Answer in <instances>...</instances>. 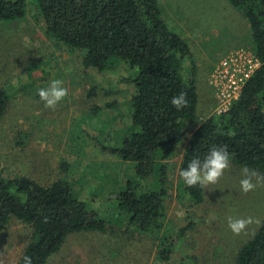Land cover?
Here are the masks:
<instances>
[{
    "label": "rangeland",
    "instance_id": "rangeland-1",
    "mask_svg": "<svg viewBox=\"0 0 264 264\" xmlns=\"http://www.w3.org/2000/svg\"><path fill=\"white\" fill-rule=\"evenodd\" d=\"M27 2L22 20L0 21V89L10 95L0 125L1 168L9 178L27 177L48 186L66 176L67 164L77 196L96 211L110 210V196L135 178V165L110 152L131 130L133 87L126 80L135 72L125 64L104 72L85 68L83 53L50 36L33 0ZM158 3L168 27L190 45L192 56L186 65L189 71L196 66L198 93L197 117L187 124L168 162L166 228L158 237L143 234L116 223L118 216L112 213L113 227L107 233L70 235L48 264H160V238L168 236L171 227L186 225L189 197L180 179L183 155L199 125L226 111L210 78L215 66L235 51L253 52L251 31L247 17L228 0ZM54 79L64 82L68 95L51 109L38 90ZM242 168L231 159L220 180L205 187V202L194 208L193 226L176 243L172 264H236L238 252L261 225L253 223L247 234L234 235L227 218L264 221V179L244 193ZM32 236L31 226L11 219L0 231V264H18Z\"/></svg>",
    "mask_w": 264,
    "mask_h": 264
},
{
    "label": "trees",
    "instance_id": "trees-1",
    "mask_svg": "<svg viewBox=\"0 0 264 264\" xmlns=\"http://www.w3.org/2000/svg\"><path fill=\"white\" fill-rule=\"evenodd\" d=\"M228 1L249 21L250 45L260 67L227 111L199 125L180 171L193 158L203 160L213 146L227 145L234 163L264 177V0ZM33 2L47 33L71 51H81L85 68L104 72L125 64L135 72L126 80L133 87L131 130L110 150L135 165V178L110 196V210L96 211L74 192L67 164L64 178L44 186L27 177H7L0 160V231L13 218L31 226L33 236L24 256L33 264H48L70 235L107 233L113 227L112 213L118 216L116 223L158 237L168 222V162L187 124L197 117L196 66L189 71L186 65L190 45L168 27L158 0ZM28 6L27 0H0V21L22 20ZM180 92L187 94L188 105L177 110L171 99ZM9 101V93L0 89V125ZM180 179L189 197L186 225L171 227L170 234L160 238V264H172L176 243L193 226L194 208L205 202V187H189ZM23 258L18 264H24ZM236 264H264V221L238 252Z\"/></svg>",
    "mask_w": 264,
    "mask_h": 264
},
{
    "label": "clouds",
    "instance_id": "clouds-1",
    "mask_svg": "<svg viewBox=\"0 0 264 264\" xmlns=\"http://www.w3.org/2000/svg\"><path fill=\"white\" fill-rule=\"evenodd\" d=\"M63 84L62 80L54 79L47 87L38 90L39 98L45 103L46 108L54 109L68 95V89ZM171 104L177 110L187 107V94L180 92L178 95L173 96ZM230 164L231 159L227 151V145L213 146L203 160L193 158L187 167L180 171V176L189 187L197 185L206 187L209 184H216L224 175V172L230 168ZM241 173L244 178L240 180V188L244 193L254 190L260 180L264 179L255 171H250L248 167L242 168ZM254 177L257 183H253ZM253 223L257 226L261 225V221L254 217L240 218L230 216L227 218L228 227L234 235L247 234V229ZM23 260L24 264H33L32 258L29 256H24Z\"/></svg>",
    "mask_w": 264,
    "mask_h": 264
},
{
    "label": "built area",
    "instance_id": "built-area-1",
    "mask_svg": "<svg viewBox=\"0 0 264 264\" xmlns=\"http://www.w3.org/2000/svg\"><path fill=\"white\" fill-rule=\"evenodd\" d=\"M259 67L256 55L243 49L235 51L215 66L210 83L218 94L222 108L227 111L239 98Z\"/></svg>",
    "mask_w": 264,
    "mask_h": 264
}]
</instances>
